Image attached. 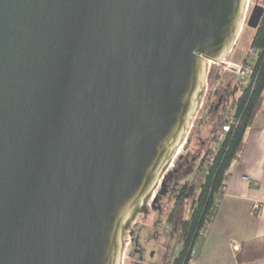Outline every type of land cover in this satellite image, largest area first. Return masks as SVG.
<instances>
[{"label":"water","instance_id":"obj_1","mask_svg":"<svg viewBox=\"0 0 264 264\" xmlns=\"http://www.w3.org/2000/svg\"><path fill=\"white\" fill-rule=\"evenodd\" d=\"M246 9L0 0V264H120Z\"/></svg>","mask_w":264,"mask_h":264},{"label":"trees","instance_id":"obj_2","mask_svg":"<svg viewBox=\"0 0 264 264\" xmlns=\"http://www.w3.org/2000/svg\"><path fill=\"white\" fill-rule=\"evenodd\" d=\"M261 5L264 8V0ZM250 48L253 57L249 61L242 60L247 68L246 80L235 81L230 75L226 85L219 91L217 89V99L222 96L220 112L211 130V145L206 147L198 171L172 192L173 203L166 221L168 235L174 239L178 250L169 257L167 249L162 261L156 264L190 263L193 258L191 251L216 212L226 172L243 147L245 132L256 114L264 110V11L258 27L254 29ZM239 90L238 95L234 94ZM215 104L212 102L210 111L214 110ZM225 113L232 114L233 118L228 131L221 130ZM160 192L161 189L157 190V197Z\"/></svg>","mask_w":264,"mask_h":264},{"label":"rangeland","instance_id":"obj_3","mask_svg":"<svg viewBox=\"0 0 264 264\" xmlns=\"http://www.w3.org/2000/svg\"><path fill=\"white\" fill-rule=\"evenodd\" d=\"M255 3L261 4L262 0L247 1L245 19L231 50L222 61L210 63L203 98L182 144L154 192L156 195L157 190L161 189L160 194L156 201L153 202V198L148 201L145 218L144 213H138L126 229L120 264H156L162 261L167 249L169 257L177 252L178 246L168 235L169 225L166 221L173 203L172 192L176 186L192 178L198 171L204 151L211 145V130L220 112V107L216 111H210L212 102L217 103V89L219 91L226 85L230 75L235 81L246 80L247 68L242 60L249 61L253 57L250 41L254 34V29L247 26L246 19ZM239 92L240 90L234 94L238 95ZM202 141H205L204 146Z\"/></svg>","mask_w":264,"mask_h":264},{"label":"crops","instance_id":"obj_4","mask_svg":"<svg viewBox=\"0 0 264 264\" xmlns=\"http://www.w3.org/2000/svg\"><path fill=\"white\" fill-rule=\"evenodd\" d=\"M194 251L189 264H264V110L245 132Z\"/></svg>","mask_w":264,"mask_h":264},{"label":"built area","instance_id":"obj_5","mask_svg":"<svg viewBox=\"0 0 264 264\" xmlns=\"http://www.w3.org/2000/svg\"><path fill=\"white\" fill-rule=\"evenodd\" d=\"M248 1V0H247ZM216 63V62H214ZM247 72V71H246ZM245 73V72H244ZM223 120H224V124L221 125V130L222 131H228L229 129V126H230V123L232 122L233 118H232V114H228V113H225L223 115ZM235 249H237V247L235 246L234 247ZM191 254L194 255L195 254V251L192 250L191 251Z\"/></svg>","mask_w":264,"mask_h":264},{"label":"flooded vegetation","instance_id":"obj_6","mask_svg":"<svg viewBox=\"0 0 264 264\" xmlns=\"http://www.w3.org/2000/svg\"><path fill=\"white\" fill-rule=\"evenodd\" d=\"M221 103H222V96H220L219 99H217V103L214 105V110H215V111L220 107ZM204 142H205V141H202V145H203V146H204ZM156 195H157V194H156Z\"/></svg>","mask_w":264,"mask_h":264},{"label":"bare ground","instance_id":"obj_7","mask_svg":"<svg viewBox=\"0 0 264 264\" xmlns=\"http://www.w3.org/2000/svg\"><path fill=\"white\" fill-rule=\"evenodd\" d=\"M242 24H243V21H242V23H241V25H240V29L242 28ZM240 29H239V31H240Z\"/></svg>","mask_w":264,"mask_h":264}]
</instances>
